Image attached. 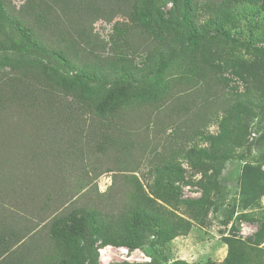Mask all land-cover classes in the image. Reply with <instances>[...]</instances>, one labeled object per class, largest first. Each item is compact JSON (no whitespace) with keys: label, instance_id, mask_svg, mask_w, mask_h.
Here are the masks:
<instances>
[{"label":"trees","instance_id":"trees-1","mask_svg":"<svg viewBox=\"0 0 264 264\" xmlns=\"http://www.w3.org/2000/svg\"><path fill=\"white\" fill-rule=\"evenodd\" d=\"M168 3L172 7L165 14L161 7ZM245 4L264 11V0H24L19 5L0 0L2 264H54L53 255L60 259L57 264H77L76 247L90 233L98 212L88 203L65 202L66 192H60L65 189L62 172L55 167L66 149L61 142L100 136L106 145L94 148L124 155L136 145L128 141L137 133V122L144 114L155 118L157 132L166 129L164 117L172 123L174 117L182 119L175 124L168 148L161 151L149 144L142 150L144 156L151 147L150 173L158 174L157 181L165 177L171 181L173 174L181 176L180 159L191 160L196 153L195 157L211 158L207 149L197 152L195 141L206 140L222 158L239 145L236 133L243 117L247 121L259 109L264 115V97L253 93L258 75L249 65L235 70L242 79L248 74L254 80L248 90L235 91L221 64L208 62L205 53L197 55L195 50L212 34L230 36L219 27L197 26L202 5L209 17L217 18ZM120 16L128 28L119 21ZM99 21L113 24L109 38L96 31ZM176 34L192 48L181 49L173 66L178 74L167 81L161 72L168 65L165 57L173 56L182 42ZM168 92L171 100L164 106L162 118L157 110L134 117L125 109L134 100L150 101ZM215 121L220 125L219 134H205ZM129 199L133 220L142 223L153 198L137 189ZM185 203L206 204L204 198L186 199ZM4 204L15 206L16 213L5 212ZM24 210L38 211L39 216L55 213L49 233L54 243L49 247L55 245L60 253L49 249L36 256L27 245L20 256L9 254L13 242H24L35 232L34 225L44 221L43 217L35 223L30 215L22 216ZM13 214L24 217L22 227L15 226L18 218ZM115 242L130 250L144 245L138 234Z\"/></svg>","mask_w":264,"mask_h":264},{"label":"rangeland","instance_id":"rangeland-1","mask_svg":"<svg viewBox=\"0 0 264 264\" xmlns=\"http://www.w3.org/2000/svg\"><path fill=\"white\" fill-rule=\"evenodd\" d=\"M23 1L13 0L17 5ZM171 7L168 3L161 11L168 14ZM215 18L209 17L202 5L197 26L219 27L230 36L212 34L196 46L195 52L197 55L205 53L208 62L221 64L235 91H245L249 85H254L251 76L246 74V80L235 72L241 71L244 65L252 66L258 75L253 93L263 98L264 11L257 5L245 4ZM118 19L128 28L123 16ZM95 27L107 39L113 24L99 21ZM179 37L182 42L176 45L174 55L168 54L164 59L168 65L162 67L161 74L167 81L178 74L173 66L181 56V49L189 46L184 37ZM159 96L150 101L134 100L125 109L134 117L140 112L157 110V116L162 118L164 106L169 105L171 98L169 92ZM157 105L162 109L158 111ZM245 118L236 133L239 145L227 156L222 158L221 154L213 152L204 139L195 141L197 152L200 148L207 149L211 158L195 157L196 153L191 160L180 159L182 174L171 175V181L167 177L157 181L158 174L150 173L149 162L153 156L150 150L154 144L161 151L163 147L168 148L175 124H181L182 119L178 121L174 117L172 123V119L164 117L166 129L157 132L153 125L155 118L144 114L137 122V133L131 134L128 141L130 144L135 142L136 147L129 148L124 155L110 149L94 148V145L105 144V138L100 136L61 142L66 149L55 167L62 172L60 181L65 184V189L60 192H66L68 199L65 202L73 200L81 206L88 203L98 212L90 233L76 247L77 264H264V115L259 109L247 121ZM219 132L220 125L216 121L204 130L205 134L212 135ZM149 144L151 147L143 156L142 150ZM137 189L153 198L152 208L142 223H135L130 213L133 209L129 210V197ZM198 198H204L206 204L185 203L186 199ZM2 208L5 212L16 213L17 210L13 205L4 204ZM20 213L30 215L35 223L43 217L44 221L34 225L35 232L24 242H13L9 254L20 256L27 245L36 256L49 253V249L55 254L60 253L55 245L49 247L54 243L49 233L55 213L47 215L43 212L40 216L35 210ZM16 215L18 220L14 224L22 227L24 217L12 216ZM137 234L144 239L142 248L130 250L115 242ZM59 260L53 255L54 264Z\"/></svg>","mask_w":264,"mask_h":264}]
</instances>
